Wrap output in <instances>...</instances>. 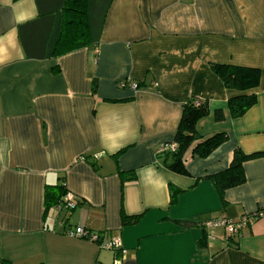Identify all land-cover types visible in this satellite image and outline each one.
Masks as SVG:
<instances>
[{
  "label": "crops",
  "instance_id": "crops-1",
  "mask_svg": "<svg viewBox=\"0 0 264 264\" xmlns=\"http://www.w3.org/2000/svg\"><path fill=\"white\" fill-rule=\"evenodd\" d=\"M63 5L0 0V264H264V216L234 234L203 224L264 211V0H88L90 41L54 55ZM210 63L259 70L242 116L227 106L241 92ZM189 97L209 106L199 135L228 139L183 175L158 151ZM235 148L261 154L219 195L206 176ZM59 183L74 208H45L43 189ZM76 227L125 252L66 233Z\"/></svg>",
  "mask_w": 264,
  "mask_h": 264
},
{
  "label": "trees",
  "instance_id": "trees-1",
  "mask_svg": "<svg viewBox=\"0 0 264 264\" xmlns=\"http://www.w3.org/2000/svg\"><path fill=\"white\" fill-rule=\"evenodd\" d=\"M88 0H64L62 6V25L60 37L55 43L54 55L68 53L73 50L84 47L90 41L89 26L87 17ZM210 68L222 81V85L227 89H233L241 94L229 98L227 101L230 116L238 118L242 116L248 108L256 101L254 93H246L255 88L260 80V72L257 68L234 65L210 63ZM209 106L206 100L195 97L187 98L182 106L181 116L177 128L172 137L173 144L176 146L172 150L165 151L162 157L164 166L174 173L186 175V159L189 157L206 158L227 141L228 136L225 132L212 133L207 137L199 135L196 124L203 117L209 114ZM213 118L215 121L224 120V112L220 108L214 109ZM261 153L246 154L239 148L232 152L231 160L226 169L218 173L207 175L214 184L219 195L227 188L240 185L245 181L243 162L258 156ZM124 179H134L135 174L129 172ZM44 190L45 208L50 206L65 207L63 202L67 193L62 183L46 185ZM180 189L170 186V201L173 202ZM134 217L122 216L124 224L128 223ZM184 225H190V222H183Z\"/></svg>",
  "mask_w": 264,
  "mask_h": 264
},
{
  "label": "built area",
  "instance_id": "built-area-1",
  "mask_svg": "<svg viewBox=\"0 0 264 264\" xmlns=\"http://www.w3.org/2000/svg\"><path fill=\"white\" fill-rule=\"evenodd\" d=\"M126 84V81H123L120 83V85L123 87ZM130 86L135 89L137 87V84L134 82L130 83ZM176 146V144L173 142L168 143V144H164L162 146V148H159L160 150L158 152L160 153H164L165 151L168 150H172L174 149V147ZM76 198L74 197L73 194L71 193H66L63 199V202L65 204V207L67 209H71L74 208L76 205ZM264 216V211L261 210H257L256 212L252 213V214H248V215H244L242 217L239 218V220L237 222H231L227 219H222V218H218V219H207L203 222L204 226H222L225 231H228L231 234H234L238 231V229H240L243 225L249 224L251 223L253 220ZM66 233L70 236L76 237V238H82V239H88L90 241H94L97 242L99 244V246L102 249H112V250H116L117 252L120 253H124V249L121 247L122 243L121 240L119 238H111L106 242H101L100 241V237H99V233L96 232H89L83 228L80 227H76L72 230H67Z\"/></svg>",
  "mask_w": 264,
  "mask_h": 264
}]
</instances>
